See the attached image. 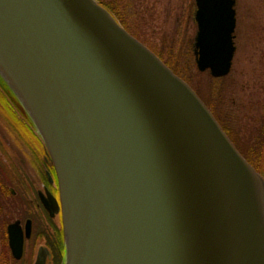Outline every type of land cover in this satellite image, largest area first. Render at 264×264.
Masks as SVG:
<instances>
[{"label":"water","instance_id":"obj_1","mask_svg":"<svg viewBox=\"0 0 264 264\" xmlns=\"http://www.w3.org/2000/svg\"><path fill=\"white\" fill-rule=\"evenodd\" d=\"M234 3L195 0L194 61L213 77L231 67ZM0 78L56 172L61 264H264L263 178L96 0H0Z\"/></svg>","mask_w":264,"mask_h":264},{"label":"rangeland","instance_id":"obj_2","mask_svg":"<svg viewBox=\"0 0 264 264\" xmlns=\"http://www.w3.org/2000/svg\"><path fill=\"white\" fill-rule=\"evenodd\" d=\"M114 2L131 34L152 50H161L164 59L168 52L175 56L189 83L212 106L243 155L252 160L254 127L264 104V0H235V50L231 69L221 78L199 71L191 55L194 0Z\"/></svg>","mask_w":264,"mask_h":264},{"label":"flooded vegetation","instance_id":"obj_3","mask_svg":"<svg viewBox=\"0 0 264 264\" xmlns=\"http://www.w3.org/2000/svg\"><path fill=\"white\" fill-rule=\"evenodd\" d=\"M205 103L223 125L212 106ZM252 141L253 158L245 157L264 179V104ZM10 225L22 233L19 258L10 247ZM29 244L32 251L27 257ZM62 247L59 189L51 157L31 120L0 78V252L4 249L17 264H35L40 253L43 264H54L58 253L62 256Z\"/></svg>","mask_w":264,"mask_h":264},{"label":"trees","instance_id":"obj_4","mask_svg":"<svg viewBox=\"0 0 264 264\" xmlns=\"http://www.w3.org/2000/svg\"><path fill=\"white\" fill-rule=\"evenodd\" d=\"M96 1L101 3L104 7H106L115 16V18L122 24V26L127 29V27L124 23L123 16L117 10L114 0H109L106 2L102 1V0H96ZM190 50H191V46H190ZM153 51L165 62V64L167 66H169L171 68V70L174 73L178 74L183 79H185L187 82H189V78L187 77L186 73L180 68V65H179L178 61L175 59V56L171 55L170 52H168L167 57H165L166 59H164V57L162 56L161 50L159 52L155 51V50H153ZM191 55H192V51H191ZM221 126H222L223 130L225 131V133L233 141L235 146L240 150L239 146L237 145L235 139L233 138V136L229 132V130L227 128H225V125H221ZM240 152H241V150H240ZM62 255H63V247H62ZM56 259L57 260H56L55 264H60V262L62 260V256H59V253H58V256ZM0 264H17V263L12 258L10 260V258L5 254L4 249H2V251L0 252Z\"/></svg>","mask_w":264,"mask_h":264}]
</instances>
